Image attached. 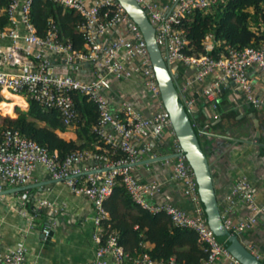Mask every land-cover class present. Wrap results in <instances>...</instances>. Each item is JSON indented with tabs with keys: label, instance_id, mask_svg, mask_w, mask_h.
Returning a JSON list of instances; mask_svg holds the SVG:
<instances>
[{
	"label": "built area",
	"instance_id": "2783aa9c",
	"mask_svg": "<svg viewBox=\"0 0 264 264\" xmlns=\"http://www.w3.org/2000/svg\"><path fill=\"white\" fill-rule=\"evenodd\" d=\"M34 0H10L6 13L10 27L0 31V40L8 46L0 48V95L5 91L12 95L26 96L40 107L57 111L65 126L73 127L79 115L73 96L79 94L92 102L97 110V121L91 133L102 143L94 151H73L61 160L57 151H50L17 130H6L0 142V191L1 185L23 187L37 167L43 168L50 179L62 182L76 195L88 198L94 208L92 222L95 231L92 239L97 244L93 259L82 264H178L174 259L166 262L152 259L144 254L132 259L119 244L114 232L107 233L102 241L101 222L107 217L103 202L112 193L120 177V185L131 200L150 211L163 212L178 228L193 230L204 245L205 258L198 264H241L219 243L206 224L193 170L186 161L171 129L168 113L161 106L159 88L150 62L143 36L135 23L115 0H48L64 9L76 12L82 18L78 34L84 41L82 50H74L70 43L61 42L52 22L45 35L37 34L29 20V11ZM155 30V40L170 74L175 78L186 110L193 116L196 108L192 89L207 77L213 83L202 91L204 104L217 108L216 96L221 86L232 82L251 105L263 104L253 92L248 73L250 69L264 75V37L257 47L236 50L229 46L224 54L211 57L212 39L203 40L206 54H185L188 44L181 21L194 11L208 10L226 0H170L168 5H159L150 0H136ZM19 10L23 30L17 28L15 12ZM264 33V25L261 28ZM71 66L76 74L85 65L92 67L91 78L81 81L74 76L50 73L55 61ZM5 67L18 69V74H8ZM64 67V66H63ZM187 72V73H186ZM188 72H192L188 75ZM142 78L146 92L157 104V110L146 119L131 105L125 104L116 110L102 90L107 80L127 81L132 76ZM190 94V99L185 95ZM172 139L173 154L171 172L175 181L181 183L183 194L194 204L193 214L167 202L152 204L148 200L158 191L155 182H143L130 166L153 159L155 141L162 136ZM117 153L123 157L115 158ZM92 161L96 167L89 168ZM109 169L101 174H89L100 169ZM227 208L222 212L223 224L232 235L250 231L262 213L255 204V193L249 180L239 177L226 197ZM40 204H46L40 203ZM242 204L248 211L246 219L235 222L227 217L236 205ZM33 218V217H32ZM31 218V219H32ZM45 239L49 229H44ZM258 259V255L254 254ZM25 249L19 245L2 252L0 264H22Z\"/></svg>",
	"mask_w": 264,
	"mask_h": 264
},
{
	"label": "crops",
	"instance_id": "0c3cea01",
	"mask_svg": "<svg viewBox=\"0 0 264 264\" xmlns=\"http://www.w3.org/2000/svg\"><path fill=\"white\" fill-rule=\"evenodd\" d=\"M150 1L163 6L168 5L170 0ZM15 19L18 30L22 32L19 10L15 12ZM7 46V40H0V48ZM55 63V72L63 73L65 69L62 61H55ZM4 71L8 74H18L16 68L5 67ZM91 72L92 67L85 65L76 72L74 77L81 81H88L91 78ZM191 73L188 72V75ZM248 78L254 96L264 103V75L250 69ZM212 83L213 78L207 77L203 82L196 84L190 93L196 105L193 111V116L196 117L195 125L202 132L199 138L204 147L208 146L209 142L203 133H216V128H222L221 126L228 128L238 124L251 123L250 115L254 114L256 118V114L259 112V109L254 106L249 111L245 109L247 99L232 82L221 86L216 96V109H213L210 104H204L202 91ZM102 94L110 100L113 110L128 104L146 119H150L158 107L151 100L145 90L142 78L138 75L122 82L113 79L107 80ZM190 94L185 95L186 99H190ZM1 96L4 98L3 95ZM18 97L24 101L21 96ZM4 100L10 102V99L4 98ZM27 107L23 110L15 106L14 113L15 108L26 111ZM222 134L229 140L238 137L232 133L229 138V131ZM58 135L65 141H76L74 127H69ZM228 139L224 141L223 145L215 146L217 152L210 151L213 159V179L223 206L222 212L225 213L226 197L235 181L239 177L247 178L255 193V204L262 213L258 217L257 224L250 231L236 236L242 237L246 248L258 255L259 261L264 264V153L263 151L257 153L251 146L232 144ZM229 146L231 147L229 148ZM233 146L236 148L230 154ZM84 150L92 151L89 148ZM153 154L156 156L155 158L172 155V139L163 135L156 140ZM171 166V161H160L138 166L133 169V172H136L135 175L141 181L155 182L160 186L159 191L148 200L150 203L167 202L193 214L195 206L183 194L181 183L173 179ZM87 167L94 168L96 164L90 161ZM26 186L29 189L25 191L0 196L1 251L6 252L21 245L25 249V259L22 264H82L91 261L97 248V244L92 239L95 228L92 222L94 208L91 201L82 195L74 194L62 182L51 180L48 173L41 167L35 169ZM15 188L20 187L1 185L0 193ZM44 202L46 204H40ZM226 215L231 220L238 222L246 219L249 211L242 204H238ZM44 229L50 231L49 237L46 239L43 234ZM144 247L152 249L154 244L146 243ZM220 264L227 263L220 262Z\"/></svg>",
	"mask_w": 264,
	"mask_h": 264
},
{
	"label": "trees",
	"instance_id": "16d2710c",
	"mask_svg": "<svg viewBox=\"0 0 264 264\" xmlns=\"http://www.w3.org/2000/svg\"><path fill=\"white\" fill-rule=\"evenodd\" d=\"M9 3L10 0H0V31L10 27L6 13ZM29 20L40 36L46 34L52 22L61 42L70 43L74 50L83 49L84 41L77 31L82 18L76 12L48 0H34ZM263 25L264 0H226L208 10L194 11L181 21L180 27L185 29L188 41L184 52L189 56L206 54L203 43L206 37L212 39V49L208 53L211 57L224 54L227 46L236 50L257 47L264 37ZM3 96L10 102L0 95V108L5 110L1 112L8 115L0 116V142L4 131L17 130L40 146L57 151L61 160L73 151L85 148L94 151L97 146L103 147L91 133L98 117L96 107L85 96H73L79 115L78 122L73 125L76 141L59 137L58 133L65 132L68 127L57 111L40 107L28 97L25 100L27 107L25 102ZM17 105L23 110L27 107V110L15 108L14 113ZM15 114L16 117L11 118ZM121 157V153L115 155V158ZM115 181L112 193L103 202L107 217L101 222L102 241L107 233H116L124 252L133 260L147 254L157 261L166 262L172 258L178 264H198L205 258L204 245L193 230L175 227L165 213H151L135 204L120 185L119 176ZM146 243L154 244V247L146 249Z\"/></svg>",
	"mask_w": 264,
	"mask_h": 264
},
{
	"label": "water",
	"instance_id": "95a60500",
	"mask_svg": "<svg viewBox=\"0 0 264 264\" xmlns=\"http://www.w3.org/2000/svg\"><path fill=\"white\" fill-rule=\"evenodd\" d=\"M115 1L123 7L125 13L133 21V23L137 25L143 36L159 88L161 106L169 115L171 129L173 130L175 138L182 150L180 155H183L186 158L187 163L193 170L197 183L199 201L207 226L212 231L215 239L219 243L224 244L230 254L241 264H263L246 248V243L243 241V238L232 235L227 231L223 224V206L221 205L213 179V159L210 155V151L215 152L216 145L219 146L224 144V141L228 138L224 137L222 133L229 131V138L232 133L238 135L236 139H228L232 142V144L238 143L244 146H251L257 153H260L261 151L264 153V111H262L264 105L257 104L254 106L247 101L246 110H251L253 108L252 106L259 109V112L256 114V118L255 115L252 114L250 115L251 123L248 122L238 124L229 126L228 128L221 126L222 128H216V133H203L209 142V145L204 147L199 138L202 132L196 127L194 122L196 117H193L185 108L179 93L178 84L175 78H173L170 74L166 63L162 58V54L155 40V30L150 23L146 12L140 7L136 0ZM63 66L65 69L63 73H56L54 69H51L50 73L64 76L75 75V73L71 71V66H66L64 64ZM7 71L9 72V70ZM230 147L231 146H229V148ZM235 148L236 147L233 146L229 153L232 154V151H234ZM177 156L178 155L176 154H172L167 157L147 159L130 167L134 169L138 166L150 163L171 161ZM108 171L109 169L103 168L97 171L89 172V174H101ZM133 174H136V172H133ZM27 189H29L28 186H23L7 190L5 192H1L0 196L25 191Z\"/></svg>",
	"mask_w": 264,
	"mask_h": 264
},
{
	"label": "bare ground",
	"instance_id": "6f19581e",
	"mask_svg": "<svg viewBox=\"0 0 264 264\" xmlns=\"http://www.w3.org/2000/svg\"><path fill=\"white\" fill-rule=\"evenodd\" d=\"M3 94H5V95H6L7 97H9V98H10V97H13V98H15V99H17V100H19V101H21V102H24L20 97H18V96H16V95L13 96V95H11V94L5 92V91L2 93V95H3Z\"/></svg>",
	"mask_w": 264,
	"mask_h": 264
},
{
	"label": "rangeland",
	"instance_id": "374dc122",
	"mask_svg": "<svg viewBox=\"0 0 264 264\" xmlns=\"http://www.w3.org/2000/svg\"><path fill=\"white\" fill-rule=\"evenodd\" d=\"M23 99H24V101L27 99L26 98V96H24V95H22L21 96ZM25 97V98H24ZM5 98V97H4ZM17 106H19V105H17ZM1 111H5V110H2L1 108H0V116H2V117H6V116H8V115H4V114H2V112ZM13 111H14V109H13ZM10 117V116H9ZM15 117V116H14ZM14 117H12V118H14Z\"/></svg>",
	"mask_w": 264,
	"mask_h": 264
}]
</instances>
